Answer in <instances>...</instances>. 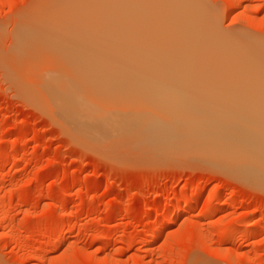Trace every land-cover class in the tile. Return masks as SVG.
Here are the masks:
<instances>
[{
  "label": "rangeland",
  "instance_id": "1",
  "mask_svg": "<svg viewBox=\"0 0 264 264\" xmlns=\"http://www.w3.org/2000/svg\"><path fill=\"white\" fill-rule=\"evenodd\" d=\"M82 1L0 0V264H264V183L188 150L143 147L131 131L103 134L111 142L96 132L97 146L46 101L44 54L22 40L68 7L93 10ZM199 1L221 36L264 50V0ZM187 82L180 90L199 94Z\"/></svg>",
  "mask_w": 264,
  "mask_h": 264
},
{
  "label": "bare ground",
  "instance_id": "2",
  "mask_svg": "<svg viewBox=\"0 0 264 264\" xmlns=\"http://www.w3.org/2000/svg\"><path fill=\"white\" fill-rule=\"evenodd\" d=\"M96 2L82 14L68 7L71 12L57 16L55 26L34 28L22 40L33 46L27 51L33 57L44 54L36 73L50 89L42 97L71 130L86 129L77 132L86 140L85 132L94 131V140L97 132L101 142L111 137L103 134L131 131L132 141L143 147L188 150L264 183V50L221 36L199 0ZM228 3L238 8L239 1ZM116 24L121 27L113 28ZM195 80L199 94L190 89ZM186 81L192 93L180 90ZM213 89L217 93L210 96ZM198 197V192L189 197L188 205ZM172 209L178 211L176 204Z\"/></svg>",
  "mask_w": 264,
  "mask_h": 264
}]
</instances>
